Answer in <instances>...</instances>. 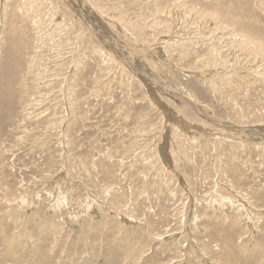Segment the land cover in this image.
Instances as JSON below:
<instances>
[{
    "label": "rangeland",
    "instance_id": "1",
    "mask_svg": "<svg viewBox=\"0 0 264 264\" xmlns=\"http://www.w3.org/2000/svg\"><path fill=\"white\" fill-rule=\"evenodd\" d=\"M263 44L264 0H0V264H264Z\"/></svg>",
    "mask_w": 264,
    "mask_h": 264
},
{
    "label": "bare ground",
    "instance_id": "2",
    "mask_svg": "<svg viewBox=\"0 0 264 264\" xmlns=\"http://www.w3.org/2000/svg\"><path fill=\"white\" fill-rule=\"evenodd\" d=\"M248 37H249V36H248ZM250 37H251V36H250ZM253 39H254V38H253ZM251 41H252V39H251ZM251 41H250V42H251ZM258 42H259V41H258ZM252 43H253V42H252ZM252 43H251V46H252ZM255 43H256V42H255ZM258 44H259V43H258ZM263 45H264V44H263ZM255 46L258 47L257 45H254V46H252V47L255 48ZM263 47H264V46H263ZM258 48H259V47H258ZM255 49H256V48H255ZM262 49H263V48H261V50H262ZM253 50H254V49H253Z\"/></svg>",
    "mask_w": 264,
    "mask_h": 264
}]
</instances>
